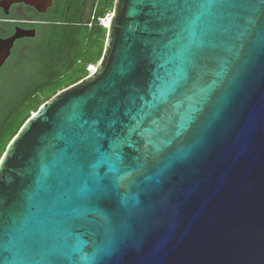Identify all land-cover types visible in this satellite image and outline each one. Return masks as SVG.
<instances>
[{
    "label": "water",
    "instance_id": "95a60500",
    "mask_svg": "<svg viewBox=\"0 0 264 264\" xmlns=\"http://www.w3.org/2000/svg\"><path fill=\"white\" fill-rule=\"evenodd\" d=\"M0 264H264V0H114L0 158Z\"/></svg>",
    "mask_w": 264,
    "mask_h": 264
},
{
    "label": "rangeland",
    "instance_id": "374dc122",
    "mask_svg": "<svg viewBox=\"0 0 264 264\" xmlns=\"http://www.w3.org/2000/svg\"><path fill=\"white\" fill-rule=\"evenodd\" d=\"M83 2L85 4L83 22H87L90 32H98L97 26L100 23L102 24L104 22L103 20H110L113 13V5L104 9L102 20H100L101 22L99 21L100 23L98 22L94 28V25H91V23L95 21L93 10L96 0H83ZM90 10L92 13L87 21V15ZM21 15L30 17L34 14L25 11ZM44 29L39 30V34L34 39H19L15 41L10 56L4 65L0 67V149L2 143L31 113L30 110H35L38 103L41 102L40 104H42L49 100V98L43 97L49 96L57 83H63L77 74V70H73L69 74L56 80L58 75L68 70L66 61H63V64L61 63L58 66L55 78L47 73L49 69L46 64V59L41 57V50L44 46L42 30ZM12 31L11 27H0V37L7 38L12 35ZM104 40L105 35L102 41L103 43ZM73 54L74 48H72L70 55ZM98 63L99 61L93 60L87 69L94 71ZM49 76L51 79H49ZM65 88L67 86L62 89ZM33 94L34 97H30ZM6 147L7 145L3 151Z\"/></svg>",
    "mask_w": 264,
    "mask_h": 264
},
{
    "label": "trees",
    "instance_id": "16d2710c",
    "mask_svg": "<svg viewBox=\"0 0 264 264\" xmlns=\"http://www.w3.org/2000/svg\"><path fill=\"white\" fill-rule=\"evenodd\" d=\"M113 3L114 0H96L93 10L95 21L91 23V25H94V28L102 18L104 9L110 7ZM68 4L70 6L68 11H66L65 8H62L57 15H53L51 12H48L45 16V19L49 22V24L45 26L44 30H42L44 46L41 50V57L46 59V64L49 69L47 70V73L54 76L53 78L57 75L56 72L58 66L63 61H66L68 70L63 74L58 75L56 80L69 74V72L73 70H77V74L63 83H57L51 94L49 96H44L43 98L50 99L57 92L62 90V88L66 86L69 87L70 84H75L86 77L89 74L87 67L93 60L98 62L102 56V46H104L102 41L104 35L106 36V28L99 25L97 26L98 32H90L87 22H83L85 11V4L83 0H70ZM31 11L35 12L33 9H31ZM91 13L92 12L90 10L87 15V21L89 20ZM72 48H74V54L70 55ZM49 79H51L50 76ZM30 97H34V94ZM40 103L37 104V108L35 110H30L32 114L35 113L43 104ZM31 113L2 143L0 158L2 156L1 154L4 152V147L8 145L24 122L32 115Z\"/></svg>",
    "mask_w": 264,
    "mask_h": 264
},
{
    "label": "flooded vegetation",
    "instance_id": "af4514ba",
    "mask_svg": "<svg viewBox=\"0 0 264 264\" xmlns=\"http://www.w3.org/2000/svg\"><path fill=\"white\" fill-rule=\"evenodd\" d=\"M69 1L70 0H52V6L49 8L48 12H51L53 15H57L62 8H65L66 11L69 10ZM23 4H13L9 8V14L5 16L3 14L2 8H0V27L12 28V34L14 33L15 28L20 27L26 30H35V36L33 38H23V39H34L38 34L39 30L45 28L49 22L45 19L47 13L43 15L36 14L31 11L29 7L20 6ZM25 11L29 13H33V16H24L21 13H25ZM17 16V18H15ZM11 36V35H10ZM9 37V36H8Z\"/></svg>",
    "mask_w": 264,
    "mask_h": 264
},
{
    "label": "built area",
    "instance_id": "2783aa9c",
    "mask_svg": "<svg viewBox=\"0 0 264 264\" xmlns=\"http://www.w3.org/2000/svg\"><path fill=\"white\" fill-rule=\"evenodd\" d=\"M100 20H102V19H100ZM100 20H99V21H100ZM103 21H105V20H103ZM100 22H101V21H100ZM100 22H99V23H100ZM100 25H101L102 27H104V28H107L104 22H103L102 24L100 23ZM88 72H91V71L88 70Z\"/></svg>",
    "mask_w": 264,
    "mask_h": 264
},
{
    "label": "bare ground",
    "instance_id": "6f19581e",
    "mask_svg": "<svg viewBox=\"0 0 264 264\" xmlns=\"http://www.w3.org/2000/svg\"><path fill=\"white\" fill-rule=\"evenodd\" d=\"M104 23H105L106 27H108L109 19H107V21H104ZM89 71H90V70H89ZM94 71H95V69H94ZM94 71H91V72L93 73Z\"/></svg>",
    "mask_w": 264,
    "mask_h": 264
}]
</instances>
